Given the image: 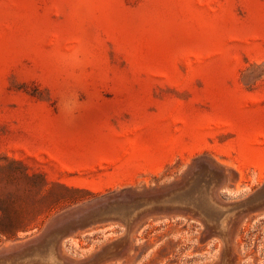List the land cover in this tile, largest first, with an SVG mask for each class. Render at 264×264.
<instances>
[{
	"label": "rangeland",
	"instance_id": "1",
	"mask_svg": "<svg viewBox=\"0 0 264 264\" xmlns=\"http://www.w3.org/2000/svg\"><path fill=\"white\" fill-rule=\"evenodd\" d=\"M263 186L264 0H0V253L264 264Z\"/></svg>",
	"mask_w": 264,
	"mask_h": 264
},
{
	"label": "water",
	"instance_id": "2",
	"mask_svg": "<svg viewBox=\"0 0 264 264\" xmlns=\"http://www.w3.org/2000/svg\"><path fill=\"white\" fill-rule=\"evenodd\" d=\"M264 201V186L256 191L246 203H255ZM152 200L148 198H135L129 204L125 212L120 211V202L117 200L109 201L99 206L92 212L91 218L97 221L112 219V215L120 216L125 222H128L134 215L146 209L151 205ZM67 225H61L45 235L44 238L34 240L31 243L24 244L23 246L9 252L0 253V264H42L39 257L42 256L43 251H47L50 247L54 246L67 234ZM46 244V248L39 251L38 248Z\"/></svg>",
	"mask_w": 264,
	"mask_h": 264
},
{
	"label": "bare ground",
	"instance_id": "3",
	"mask_svg": "<svg viewBox=\"0 0 264 264\" xmlns=\"http://www.w3.org/2000/svg\"><path fill=\"white\" fill-rule=\"evenodd\" d=\"M204 177V176H203ZM193 179V178H192ZM198 183V182H197ZM201 184V183H200ZM191 185V184H190ZM195 185V184H194ZM204 186V185H203ZM198 190V189H197ZM212 190V189H211ZM180 191V190H179ZM195 191V190H194ZM208 192V191H207ZM206 192V193H207ZM181 193H182V190H181ZM180 193V194H181ZM193 193V192H192ZM204 193V192H203ZM202 194V193H201ZM201 194H200V196H201ZM210 194H211V192H210ZM169 195V194H168ZM175 195V194H174ZM194 195V194H193ZM176 196V195H175ZM203 196H204V194H203ZM207 196V195H206ZM208 196H209V194H208ZM173 197V196H172ZM170 199V198H169ZM190 199V198H189ZM159 200H161V199H159ZM191 200H192V198H191ZM166 201V200H165ZM193 201V200H192ZM208 201V200H207ZM163 202V201H162ZM193 202H196V201H193ZM206 202V201H205ZM204 202V203H205ZM198 203V202H197ZM216 203V202H215ZM214 203V204H215ZM159 204V203H158ZM169 204H172V203H169ZM177 204V203H176ZM175 204V205H176ZM200 204V203H199ZM213 204V203H212ZM160 205V204H159ZM201 205V204H200ZM199 205V206H200ZM219 205V204H218ZM123 206V205H122ZM121 206V207H122ZM176 206H178V205H176ZM183 206V205H182ZM182 206H179L180 207V209H181V207ZM195 206V205H194ZM175 207V206H174ZM214 207H215V205H214ZM222 207H223V205H222ZM120 208V207H119ZM161 208V207H160ZM173 208V207H172ZM194 208V207H193ZM201 208H202V205H201ZM224 208V207H223ZM223 208H221L220 207V210L221 209H223ZM174 209V208H173ZM175 209H176V207H175ZM187 209V208H186ZM185 209V210H186ZM196 209V208H195ZM187 210H191V209H187ZM186 210V211H187ZM206 210V209H205ZM183 211V210H182ZM186 211H184V212H186ZM188 212V211H187ZM186 212V213H187ZM221 212H223V211H221ZM221 212H220V215H221ZM227 212V211H226ZM259 213V212H258ZM219 213H217V215H218ZM223 214V213H222ZM164 215V214H163ZM226 215V214H225ZM247 215V214H246ZM175 216H177V215H175ZM180 216V215H179ZM223 216V215H222ZM113 217V216H112ZM149 217V216H148ZM203 217V216H202ZM228 217V216H227ZM117 218V217H116ZM133 219V218H132ZM202 219V218H201ZM203 219H205V218H203ZM225 219V218H224ZM120 220V219H119ZM214 221H216V223H217V220H218V218H217V216H215V218L213 219ZM122 221V220H121ZM207 221V220H206ZM124 222V221H123ZM129 222V221H128ZM131 222V221H130ZM212 222V221H211ZM206 223V222H205ZM87 224V223H86ZM128 224V223H127ZM208 224V223H207ZM61 225V224H60ZM209 225H210V223H209ZM212 225V224H211ZM210 225V226H211ZM217 225L218 226H220L221 228H224V220H221L219 223H217ZM122 226V225H121ZM215 227H217V226H215ZM55 228V227H54ZM56 228H57V226H56ZM221 228H219V229H221ZM130 229V228H129ZM214 229V228H213ZM52 230V229H51ZM127 230H128V227H127ZM224 230V229H223ZM217 231H218V229H217ZM129 232V231H128ZM224 232V231H223ZM127 233V232H126ZM132 233V232H131ZM218 233V232H217ZM224 234V233H223ZM45 235V234H44ZM223 237V236H222ZM43 238V237H42ZM41 238V239H42ZM224 239V238H223ZM227 241H228V239H227ZM118 244V243H117ZM229 244V243H228ZM225 246V245H224ZM40 248H42V247H40ZM226 248H228V247H226ZM43 249V248H42ZM109 249H110V247H109ZM112 250H113V248H112ZM111 250V251H112ZM228 250V249H227ZM40 251H41V249H40ZM111 251H109V252H111ZM226 251V250H225ZM43 253V252H42ZM46 253V254H45ZM227 254V253H226ZM229 256V255H228ZM39 260H41V262H42V264H63V263H61V261L57 258V256H56V254H55V251H54V249L52 248V247H50L46 252H44V255H42V256H40L39 257ZM224 260V259H223ZM111 262H113V261H111ZM108 263V262H107ZM30 264H33V263H30Z\"/></svg>",
	"mask_w": 264,
	"mask_h": 264
}]
</instances>
